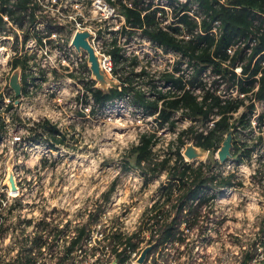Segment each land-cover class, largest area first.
<instances>
[{
    "label": "rangeland",
    "instance_id": "1",
    "mask_svg": "<svg viewBox=\"0 0 264 264\" xmlns=\"http://www.w3.org/2000/svg\"><path fill=\"white\" fill-rule=\"evenodd\" d=\"M39 1L41 8L36 11L37 14L40 13L39 21H43L41 22L43 27L55 32L50 38L52 39L51 44L48 45L50 49L55 45L63 46L68 42L71 29L75 24L74 18L76 20L81 18L84 26H93L95 30L97 27L96 34L91 41L100 53L108 49V45L114 38L118 44L124 42L123 35L117 29L121 20L119 16L115 17L111 14L110 8L112 7L105 0L102 2L107 8L101 10L94 5L93 0ZM56 1L59 3L52 7ZM65 5L67 6L65 10L68 9L70 13L67 16L53 10V8H58L60 12L61 6L63 8ZM115 9L118 13L117 6ZM53 16L59 24L52 20L49 21V17ZM22 30L25 28L20 29L14 23H7L5 37H1L2 33L0 34V47L5 48V56L9 54L5 69L3 70L0 66V95L3 102L13 99L15 103L13 92L8 87V77L13 70L10 66L12 58L17 57L22 61L23 69L29 74L31 80L33 79L31 72L39 60L38 51L31 43H26V46L20 45ZM126 50L139 56L140 62L135 64L134 68L146 66L156 75L162 72L171 59V55L161 54L154 46L146 44L138 36L132 39L126 46ZM131 67L127 62L126 71H129ZM153 78L155 79V76ZM53 81V85L49 81L53 90L48 95L41 87L33 88L32 92L27 95L23 94L20 105L12 110L14 114L12 119L10 116V122L13 124L10 123L5 133L2 134L0 230L4 231L0 235V252L3 260L8 259L10 263L12 259L15 264L25 261V256L35 247L32 243L34 236L41 235L44 241H48L51 235L45 237L42 233L44 228L47 231L62 223L66 230L64 234H66V232H71L73 221H76V224L84 223L90 219L89 214L98 215L99 223H101L99 228L93 229L92 235L99 236V232L106 233L108 228H111L112 231L124 232L125 235L132 230L138 234L137 238L145 239L149 235V226L146 221L149 205L153 202L157 205L160 201H165V196L160 194L159 190L160 185L166 183L165 173H161L149 183L144 184L138 169L125 170L121 167L123 157L127 156V151L136 144L139 134L157 129L153 118L143 114L133 105L131 98L108 103L97 117L92 114L85 118L76 117L75 111L69 107L73 101L71 95L76 89L75 85L72 82L68 83L64 76L55 75ZM137 82H142V80L139 79ZM261 112H264V106L255 102L250 127H240L237 133H233L241 148H245L243 144L247 146L254 144L258 135L264 136V122L260 125L261 132L258 131L256 123V118ZM71 113L74 116L70 117ZM15 114L17 118L14 117ZM35 114L38 116L47 114L60 122L61 133L65 136L64 144L50 146V142L39 139L36 135L26 134L24 126L29 125L30 119ZM234 116L236 117L237 114ZM180 123L183 124V122ZM197 125L199 128L204 127L201 121ZM156 134L158 142L154 151L157 155L158 153L161 155L164 154V147L167 143L173 140V135L160 128L157 129ZM15 135L19 139H15ZM183 139V145L193 143L189 135L184 136ZM263 144L264 139L258 145V149L253 151L250 157H245L235 169L236 178L241 185L233 187L230 194L218 193L216 201L220 200L221 203L218 204H223L222 209L216 208V213L210 209L209 213L213 211L211 219H208L209 216L205 214L202 220L203 222L206 220V223H199L201 227V229L198 228L199 234L209 229L211 233L208 237L202 239L200 235L196 237L192 235L183 250L171 246L167 256L171 253L176 258L183 255L188 264L191 262L246 264L243 263L240 246L246 245L247 248H251V238L257 224L260 231L264 229ZM204 151L205 157L202 160L216 158V148ZM183 158L185 159L184 156ZM196 160L200 161V159ZM9 161L12 164L18 187L16 194H9L8 186L4 182ZM233 165L234 161L231 157L222 163L220 168L227 173L233 169ZM112 184L114 188L108 193ZM244 200L253 203L247 206L251 214L259 212L257 221L256 219L254 222L251 221L248 212V218L243 219ZM3 201H6V205H3ZM46 218L50 219L48 223ZM92 225L93 223L90 226ZM113 227H116V230H113ZM95 242L94 249H92L94 254L105 249L106 241L99 242L95 239ZM196 246H198L197 250ZM110 249L111 245H109ZM251 251L254 252L255 249L251 248ZM17 257L20 260L17 261ZM112 257L111 252L108 260ZM199 257H201L200 261L197 260ZM37 260L42 263L49 261L42 252ZM70 263V260H65L62 264Z\"/></svg>",
    "mask_w": 264,
    "mask_h": 264
},
{
    "label": "trees",
    "instance_id": "2",
    "mask_svg": "<svg viewBox=\"0 0 264 264\" xmlns=\"http://www.w3.org/2000/svg\"><path fill=\"white\" fill-rule=\"evenodd\" d=\"M105 1L112 6H117L118 12L124 17V25L120 33L125 35L127 43L135 35L144 36L157 46H161L164 51L176 52L192 61L194 73L187 84L199 87L202 94L201 99L198 100L197 95L185 88V83L180 77L170 73H161L160 77L170 82L180 93L162 92L153 78L154 74L147 71L144 66L135 70L134 65L139 63L137 56L135 54L124 56V47L114 38L105 53L111 58V74L120 84L117 87L108 88L107 91L97 88L91 90L94 101L90 110L91 114H95L98 109L102 110L114 100H121L128 96L133 105L146 115L152 116L157 129L161 128L163 122L168 121L174 111L179 109L184 117L191 118L197 123L214 119L212 127L206 134L197 131V128L193 126L182 130L177 139L178 146L174 150L171 145L164 148V154L161 155L159 153L157 155L154 151L158 141L157 129L142 132L139 134L138 142L132 145L127 151V156L123 157L121 165L125 170L138 169L144 184L165 173L166 183L160 185V194L165 196V201L175 200L178 203L177 208L175 204L173 205L174 212L170 220L159 223L156 215L147 218L149 226H156L159 233L158 237L151 235L146 241L147 243L155 241L152 251L174 241L187 245L188 242H185V237L179 230L181 224L185 223V227L189 230L200 227L201 207L215 200L221 188L241 185L236 178L235 169L245 157H250L251 153L258 149V145L264 139V136L260 134L254 144L250 146L243 144L245 148H241L233 135L231 155L234 165L233 169L227 173L221 170L222 164L216 158L186 161L180 152L184 136L189 135L195 146L212 150L219 148L228 130L232 129L233 133H237L240 127H250L255 102L264 101V64L262 63L264 61V0H192V3L197 5L196 9H193V14L198 16L199 20L189 15L188 12L191 10L189 1L177 0V5H174L175 0H169L173 21L166 27L160 25V19L166 18L163 8H153L151 2L128 0L131 3L129 6L122 0ZM40 8L37 0H0V32L6 29L7 21L3 19V16H7L11 23L20 29L25 28L22 30L21 38V44H24L30 37L28 27L34 23L35 12ZM158 12H161L160 16H157ZM215 21L219 24L216 32H213ZM52 31L47 28L48 35ZM236 44L238 45L234 51L229 53V49ZM246 49H249V52H246ZM127 62L132 66L129 71L125 69ZM236 64L241 67L239 74L233 69ZM18 65L23 69L22 61L17 57L12 58V68ZM207 66L211 67L213 75L218 76L212 80V85L218 84L217 79H221L224 83V89L219 94L215 92L217 88L212 91L206 89L200 78L202 70ZM26 78L27 75L22 72V93L25 92ZM139 79L142 82H137ZM233 92H236L235 95L232 94ZM12 107L13 99L9 100L6 109ZM234 114L237 116L235 117ZM14 117L17 118L16 115ZM263 122L264 112H261L256 118L259 132L262 131L260 125ZM2 126L0 118V131ZM27 130L35 133L39 139L50 142V146L64 144L65 136L47 121L29 126ZM113 188L114 184L108 193ZM189 200H197V203L192 205ZM183 207L186 208L185 212ZM89 216L90 219L75 228V235L70 237L65 254L52 257L56 259L55 264H62L66 256L71 257L70 253L89 235L90 225L95 224L99 218L96 214H89ZM166 217H169V213ZM3 231V229L0 230V235ZM59 233L60 230L56 225L47 230L46 237L52 235V239L56 240ZM102 234L99 242L106 241L107 245L123 246L119 252L112 247V252L118 260L117 264H124L128 258L125 249L127 246L135 250L144 240L137 238L138 234L135 232L123 236L119 232L112 231L111 228ZM44 242L41 235L34 236L32 243L36 248V257L41 255L39 248ZM250 257L251 255L246 253L243 263H246ZM16 259L20 260L18 257ZM70 261V264H74L72 260ZM24 262L31 264L32 258L25 256Z\"/></svg>",
    "mask_w": 264,
    "mask_h": 264
},
{
    "label": "built area",
    "instance_id": "3",
    "mask_svg": "<svg viewBox=\"0 0 264 264\" xmlns=\"http://www.w3.org/2000/svg\"><path fill=\"white\" fill-rule=\"evenodd\" d=\"M89 1H91V0H89ZM144 1L145 2H151L153 8L154 7L163 8L166 18L160 19L161 20L160 25L162 27H166L168 24H170L171 21H173V19L171 18L172 7L169 4V0H144ZM186 1H189L190 6H191V10L188 12L189 15L195 17L196 20H199L198 16H195L193 14V9H196L197 5L195 3H192L193 2L192 0H179V2H186ZM38 2H39V4H41L39 0H38ZM93 2H94V5L100 10L103 8L104 9L107 8L106 4H104V2H102V0H93ZM122 2H124L125 4H127L129 6L131 4L129 1H126V0H122ZM58 3H59V1H56V3L52 4V7L54 5H57ZM174 5H177V0L174 1ZM110 6L112 7V8H110L111 14L114 15L115 17L119 16V18L121 20V22H120L121 24L117 28V29H119L118 31L120 33L121 27L124 25V17L119 12L118 13L115 12L116 9L114 6H112V5H110ZM66 8H67V6L65 5L63 8L61 6L60 12H59L58 8H53V10L67 16L70 13H69L68 9L65 10ZM42 11H43V9H42ZM39 14L40 13H38V14L36 13L34 23L28 27V30L30 32V37L27 39V41L24 44H20V45H25L26 43H31L33 48L36 51H38L39 60L37 61L36 67H34L32 72H31V75L33 77L32 80L29 78V74H27V72L21 68V74L23 72L24 74L27 75V78H26V82L24 84V90H25L24 93H22V83H21V94H20L21 97L19 98L18 104L13 103L12 108L6 109V105L9 102V99H8V101L3 102V98L1 97L0 118L2 120L3 126H2V129L0 131V144L3 141L2 134L5 133V130L9 126L10 123L13 124V122H10V116L12 119L13 114H14L12 112V110H14L17 106L20 105V100L23 98V94L27 95V94L32 92L33 88L41 87V89L44 90V92H46L48 95L53 90V87H52L53 84L52 83L54 82L53 79H54L55 75L66 77V80L68 83L72 82L75 85L76 89L73 91V93L71 95L73 101L71 104H69V107H72V110L75 111L76 117H80V118L88 117L89 114H91L90 110H91L92 106L94 105V101H93V98L91 96V90L96 88V87H95L94 80L90 76V71H89V68H88L87 62H86V55L84 52L79 53L75 49V47L71 44V38H72L75 30L87 28L92 33V36L89 38V41L93 45L91 40H92V37H94L96 34L97 27L95 30V28L93 26H84V25H82V19L81 18H79V20H76L74 18L75 24H74L73 29H71V32H70L71 34H70V38H69L68 42L63 46L62 45H55L52 49H50V48H48V45H50L52 42V39H50V38H51V35L55 32L52 31L48 35L46 27H43V25L41 23L43 21H41V20L39 21ZM160 15H161V12H158L157 16H160ZM45 16H47V15L45 14ZM3 19L5 21H7L8 24H12L7 19V16H3ZM49 19H50V21L52 20V21H55L56 23L59 24V22L54 18V16L49 17ZM38 24H40V26H38ZM218 24H219L218 21H215L213 23V28H212L213 32H216V27ZM5 32L6 31L0 32V34L2 33L1 37H5ZM36 33H37V35H36ZM135 36L142 38V40L144 42H146V44H148V45L151 44L152 46H154L161 54L171 55V59L168 61V64H166L165 67L162 69L161 73H170V74H173L175 77H180L182 79L183 83H185V88L190 90L194 95H197L198 100L201 99L202 90H200L199 87L189 86L187 84V81L191 78V76L194 73V63L192 61H190L187 57L181 56L180 54H178L176 52H173L170 50L164 51L161 46H157L155 43L151 42L148 38H146L144 36H139V35H135ZM135 36H133L129 40V42L127 43L126 37H125V35H123L124 42H123V44H119V45H122L124 47V50H126V46L132 41V39ZM21 38H22V36H21ZM20 43H21V40H20ZM55 43H57V41ZM250 44H252V43H250ZM237 45L238 44L234 45L231 49H229L228 52L232 53L234 51V49L237 47ZM2 48H3V50H1ZM94 48L97 52H99L95 46H94ZM4 51H5V48L0 47V66L3 67L2 68L3 70L5 69V67L8 63V58H9V54L7 53L5 56ZM246 52H249V49H246ZM101 54L103 55V57L101 59L102 68L105 70V72L108 75L112 76V74H111L112 62H111L110 55H107L105 52L101 53ZM132 54H135V53L127 51V50L124 51V56H126V57L131 56ZM135 55L137 56V58L139 60L138 54H135ZM139 62H140V60H139ZM262 63L264 64V61ZM10 66H11V61H10ZM144 67L146 68L147 71H150L152 74H154L155 82L158 84V88L161 89L162 92L175 93V94L180 93V91L176 90L170 82H166L165 79L160 77L161 73L159 75H156L153 70H149L146 66H144ZM139 68L140 67L135 68V70H139ZM233 69L237 74H239L241 71V67L239 64H236ZM237 69H239V72H237ZM215 77H218V76L213 75L210 66H207L206 68H204L200 74V78L204 82L205 88L209 89L210 91L214 90V88H217V90H215V92L217 94H219L224 89V83L222 82L221 79H217L218 84L213 86L212 80L215 79ZM20 81H21V75H20ZM49 81L52 85H49ZM46 86H47V88H45ZM235 93L236 92H233L232 94L235 95ZM126 98H129V97L127 96ZM126 98L121 99V100H125ZM121 100H114V101H121ZM258 102H259V104L264 106V101H258ZM140 111L143 112L141 109H140ZM100 112H101V109H98L96 111V113L92 114V115L97 117L100 115ZM143 114H145V113L143 112ZM42 115L38 116V114H35L30 119L29 125L25 124L24 128H25V132L27 135H29V134L35 135V133H30L27 130V128L29 126H32L34 124H42L46 121L49 124L54 125L58 129L59 133L62 134L61 133L62 131L59 127L60 122H58L57 119H55L53 117H49L47 114H42ZM69 115H70V117L74 116L72 113ZM148 117H152V116H148ZM213 121H214V119L206 121L204 123V127L199 128L197 125L198 123L196 121H193L191 118L184 117L182 115L180 109L174 111V113L172 114L170 119L168 121L163 122V124L160 128L163 131L167 130V131L171 132L173 135V140L171 142L167 143V145L164 148L166 149L168 146L171 145L172 150H174L175 147L178 146V140L177 139H178L180 132L184 129H187L190 126H193V127H195V129L197 128V131H201L203 134H206L207 130L212 127ZM171 122H173V125H171ZM180 122H183V124H181ZM14 138L19 139L16 135L14 136ZM137 142H138V140H137ZM189 143H192V142H189ZM181 147L182 146H180V152L182 150ZM232 188L233 187L221 188L220 194H230L232 191ZM2 203H3V205H6V201H3ZM154 203L155 202H153L152 204L149 205V210H147V218L151 217L153 215H156V220L159 223H162L166 220H170L173 217V212H174L173 205L174 204L176 205L175 208H177V205H178V203H176L175 200H171V201H163L162 200L157 205ZM189 203H191L192 205H195L197 203V200H189ZM218 203H221L220 200L217 199V201H216V199H215L212 202H209L207 205H203L201 207L200 215H199V223L203 222L202 219L205 217L204 216L205 214H207V217L209 216L208 219H211L213 211H211L209 213L210 209L214 210V213H216V210H215L216 208L222 209L223 204L221 205ZM244 203L245 204L243 206L245 208V213L243 214V219L248 218V213H249V215H250L249 219L253 222H254V219H256V221H257L259 219V212H255L253 215V214H251L252 212L250 210H247V206H250L253 203L248 201V200H244ZM255 204H257V202H255ZM151 205H153V207ZM185 211H186V208L183 207V212H185ZM167 213H169L168 218L166 217ZM147 218H146V221H147ZM46 219H47L46 221L48 223V221H50V219L49 218H46ZM64 222H66V220H64ZM99 222H100V217L98 218V221L90 227L89 235L85 239H83L75 247V249L70 253L71 257L66 256L67 257L66 260H72L74 264H117L118 260L115 256V254L112 252V247L115 248L116 252H119L123 248L122 245L112 244L111 249L109 250V245L104 244V246H105L104 250L97 251L95 254L93 253L92 249H94V245L96 244L95 239H97V241H98L103 236L102 231L98 233L99 236L91 234L95 227L99 228L101 226V223H99ZM203 223L205 224L206 220ZM72 224L73 225L71 228V232H66V234H64V232L66 231L64 229V225L62 223L60 225H58L57 227H59L58 230H60V233L57 235V239L53 240L52 235H51L48 237V241H45L40 246V248H39L40 252H42V254L47 256V258L49 260L48 262L42 263V262H40V260L38 261L37 257H36V248L35 247L32 248L31 252H28V255H27L30 258H32L31 264H55L54 258H52V257L55 254H57V255H64L65 254L66 247L69 244L70 237L75 235V228L77 226H80L82 223L76 224V221H73ZM148 226H149V224H148ZM134 228H132V229H134ZM148 229H149V235L147 236V238H145V239L143 238L144 240L139 243L138 248H136L135 250H132L129 246H127L125 248L126 253L128 254V258L125 260L124 264H137V263H135V258L137 256V254L139 253L140 249L145 244H148L146 242L147 239H149L151 235H152V237H155V238L159 236V233L157 231L156 226H154V225L151 227L149 226ZM213 229H215V228H213ZM259 229H260L259 225L257 224L254 228L253 236L251 238L252 239L251 248L255 249L254 252L251 251V248H247L246 245L240 246L241 247L240 254L243 255V258H244L246 253H249L251 255V257L249 259H247L246 264H264V231L261 230L262 231L261 232ZM113 230H116V227H113ZM179 230L182 232L181 235L185 237V242H188L189 238L192 235H194L195 237L197 235H200V236H202V239H205L211 233V231L209 229H207L206 231L203 230L201 232V234H199L198 227H194L191 230H189L185 227V223L181 224ZM42 233L46 237L47 231L42 230ZM119 233H121V232H119ZM123 233L124 232H122L121 235L124 236L125 234H123ZM131 233H133L132 230L127 235H130ZM32 235L33 236L35 235L34 232L32 233ZM51 240H53L55 242H49ZM151 242H153V240ZM171 246L177 247L180 250H183L185 243H179L177 241H174L172 243H166L162 247H159L154 251L151 250V252L146 257L144 264H188V262L185 260L183 255L180 256L179 258H176L175 256H173L172 253L169 256H167L168 250ZM49 248L51 250H49ZM195 249L197 250L198 246H196ZM100 252H102V253H100ZM111 252L113 254V257L108 260L109 253H111ZM100 254H102L105 257L102 258L101 257L102 255H100ZM113 259L116 260V263H114L115 260H113ZM7 260L6 259L3 260V256L1 255V252H0V264L10 263ZM197 260L200 261L201 257H199ZM11 262L12 263H10V264H15L14 263L15 261H13V259ZM16 264H17V262H16ZM20 264H27V263H25L23 261ZM190 264H197V263L191 262Z\"/></svg>",
    "mask_w": 264,
    "mask_h": 264
},
{
    "label": "water",
    "instance_id": "4",
    "mask_svg": "<svg viewBox=\"0 0 264 264\" xmlns=\"http://www.w3.org/2000/svg\"><path fill=\"white\" fill-rule=\"evenodd\" d=\"M92 33L87 28L75 30L72 38L71 44L75 49L81 53L84 52L86 55L87 66L90 71V76L95 82V87L102 91H107L108 88L117 87L120 82L113 76L108 75L102 68L101 59L103 55L97 52L94 46L89 41ZM21 67L16 66L10 73L8 77V86L13 92L15 97V104L19 102V95L21 94ZM233 146V131L228 130L222 139L219 148L216 151V159L219 163H224L226 159L232 157L231 149ZM181 155L185 157L186 161H194L196 159H204L205 151L204 149L195 146L192 143H185L181 150ZM6 184L8 186L9 193L18 192L17 183L13 174L12 164L9 161L7 163V174H6ZM155 245V242H150L145 244L137 254L135 258V263L144 264L147 255L151 252Z\"/></svg>",
    "mask_w": 264,
    "mask_h": 264
},
{
    "label": "bare ground",
    "instance_id": "5",
    "mask_svg": "<svg viewBox=\"0 0 264 264\" xmlns=\"http://www.w3.org/2000/svg\"><path fill=\"white\" fill-rule=\"evenodd\" d=\"M1 50H3V48L1 49ZM4 182H6V179L4 180ZM17 192H12V193H10V194H16Z\"/></svg>",
    "mask_w": 264,
    "mask_h": 264
},
{
    "label": "clouds",
    "instance_id": "6",
    "mask_svg": "<svg viewBox=\"0 0 264 264\" xmlns=\"http://www.w3.org/2000/svg\"><path fill=\"white\" fill-rule=\"evenodd\" d=\"M237 72H239V69H237Z\"/></svg>",
    "mask_w": 264,
    "mask_h": 264
}]
</instances>
